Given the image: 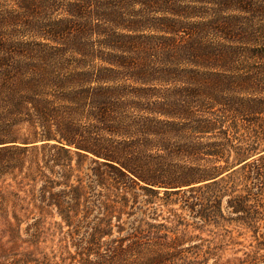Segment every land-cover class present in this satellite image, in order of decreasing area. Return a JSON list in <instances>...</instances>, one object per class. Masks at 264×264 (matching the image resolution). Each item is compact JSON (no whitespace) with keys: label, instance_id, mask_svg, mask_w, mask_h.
<instances>
[{"label":"trees","instance_id":"trees-1","mask_svg":"<svg viewBox=\"0 0 264 264\" xmlns=\"http://www.w3.org/2000/svg\"><path fill=\"white\" fill-rule=\"evenodd\" d=\"M24 170L61 264H264V0H0V179Z\"/></svg>","mask_w":264,"mask_h":264},{"label":"rangeland","instance_id":"rangeland-1","mask_svg":"<svg viewBox=\"0 0 264 264\" xmlns=\"http://www.w3.org/2000/svg\"><path fill=\"white\" fill-rule=\"evenodd\" d=\"M30 187L31 182L26 178L25 170L18 179L15 178V175L8 173L0 179V208L2 207L0 209V264H61V249L67 245V242L62 240L61 232V225L65 226V224L55 214L44 224L42 218L35 213L30 214L28 211V216H25L26 211L23 208H27L25 200H27ZM40 187L41 183H38L36 188ZM180 207L181 203L175 204V209ZM170 208H174V206L172 205ZM170 208L167 209L170 210ZM163 209L157 210L153 216L151 215L155 219L153 223L166 226L169 229L174 228L170 223L171 215L166 208ZM179 213H181L180 210ZM183 214L187 216V221H190L189 213L184 212ZM127 219L125 216V220ZM148 221L151 220L148 219ZM38 222H40V226H38ZM236 229L233 236L237 242L242 244L234 247L235 250H242L237 256H242L243 251L258 250L255 248L256 241L252 232H247L242 227ZM182 230L183 227L180 225L175 228L176 232ZM169 234L173 236L175 233L170 232ZM203 237L208 238L207 235H203ZM231 247L222 254L225 261L230 259L234 253ZM245 247H248L249 250H245ZM260 253L264 254V249Z\"/></svg>","mask_w":264,"mask_h":264}]
</instances>
